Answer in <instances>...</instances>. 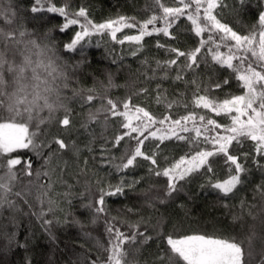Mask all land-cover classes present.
Returning <instances> with one entry per match:
<instances>
[{
  "label": "trees",
  "instance_id": "trees-1",
  "mask_svg": "<svg viewBox=\"0 0 264 264\" xmlns=\"http://www.w3.org/2000/svg\"><path fill=\"white\" fill-rule=\"evenodd\" d=\"M10 2L16 6L18 17L9 23L11 17L5 16L6 22H0V122L11 121L24 126L37 147L30 145L28 149L0 153V175L9 158L32 161L31 176L24 175L20 166L16 169L14 191L27 193L21 198L11 197L19 210L5 207L0 214V264H26V259L31 264H87L89 258L100 264L107 259L108 253L104 249L110 247L104 230L105 217L129 234L128 225L138 223L139 231L152 237L147 242H141L138 237L133 246L135 251H129L127 256L130 264H156L158 256L172 255L166 243L168 235L174 239L188 235L211 236L241 242L245 248L246 237L251 234L254 224L258 235H264L258 227V221L264 219V197L257 190V186L264 184V169L254 163L250 141L239 146L234 142L233 145L236 148L233 154L249 153V159L241 160L248 171L242 174L243 183L234 195L224 197L207 186L206 177L193 175L188 182H181L182 191L161 203L166 178L150 176L148 162L141 161L140 167L124 175L128 181L140 180L135 189L126 191L123 197L106 198V213L92 224L94 214L83 205L89 203V197L94 202L98 189L116 184L122 175L101 157H115L113 163H119L125 142L113 147L114 137L122 131L118 118L109 117L105 123L106 114L97 111L103 106L101 99L84 103L80 93L87 94L88 90L95 89L101 97L114 101L131 97L133 104L146 107L154 114L162 112L163 108L153 97L135 94L143 88L152 91L159 82L146 80L144 73L147 69L141 61L147 59L149 66L154 68L155 60L170 57L155 47V37L145 38V51L136 57L130 55L126 45H116L107 35L93 36L91 45L83 51L78 46L75 52H66L64 45L72 38L74 30H78L77 26L61 33L59 28L64 22L63 17L46 11L31 13L34 0H2L0 7L6 10ZM161 2L177 6L174 0ZM225 2L228 8L222 22L229 23L244 35L259 31L255 26L260 12L264 11V0H246L243 6L237 0ZM52 3L57 6L67 3L69 11L73 12L81 6L86 7L89 19L95 23L121 15L142 22L152 14H158L156 0H52ZM185 23L182 19L180 26ZM123 34H135V30L125 29L118 36ZM180 40L182 43L178 46L182 49L196 44L188 32L183 33ZM174 74L171 73L170 77ZM148 75H152L151 71ZM198 75L202 87L229 78L228 86L222 91H214L219 98L225 93L243 94V89L229 73L218 67L213 70L201 65ZM110 82L114 86H109ZM101 84L107 87L106 92ZM163 87L168 90L169 99L179 100V93H184L185 101L190 99L193 90L192 86L186 89L182 82H173L171 78L163 82ZM93 113L95 119L90 118ZM66 114L71 120L70 129L59 123ZM179 114H184L183 109ZM214 118L220 123H230L226 117ZM56 139H64L69 148L59 150L54 143ZM145 144L147 146L149 142ZM186 152L188 148L183 142L165 141L160 146L158 162L167 166L166 161L178 159ZM257 159L264 164V159ZM216 161V178L226 179L223 160L216 158ZM157 190L159 199H152L158 195ZM37 197L45 202V206L49 199L54 202L56 219L60 221L51 228L55 242L34 215L41 207ZM76 220L80 223H75ZM13 233H16L15 242L9 244L8 237ZM124 247L127 251L128 245ZM254 248L259 251V241H254ZM259 260L260 257L256 256L254 264H259ZM175 264L184 262L175 258Z\"/></svg>",
  "mask_w": 264,
  "mask_h": 264
},
{
  "label": "snow or ice",
  "instance_id": "snow-or-ice-1",
  "mask_svg": "<svg viewBox=\"0 0 264 264\" xmlns=\"http://www.w3.org/2000/svg\"><path fill=\"white\" fill-rule=\"evenodd\" d=\"M237 2L243 6L246 0ZM174 3L177 6H168L161 0H156L158 14H152L142 22L134 17L121 15L115 19L109 18L104 22L95 23L89 19L86 7L81 6L73 12L69 11V4L57 6L52 0H34L30 8L33 14L46 11L63 17L64 22L59 28L61 33L77 26L78 30H74V35L64 45L66 52H75L78 46L83 51L86 46L91 45L93 36L107 35L116 45L127 44L131 49L130 55L136 57L138 53L145 51V38L155 37V47L164 50L170 57L163 61L155 60L154 68L149 66L147 59L141 61L147 69L144 73L146 80L159 82L154 90L143 88L135 94L153 97L155 103L163 108L162 112L154 114L146 107L133 104L131 97L123 101H114L106 96L101 97L95 89L88 90L87 94L80 93L84 103L101 99L103 106L97 111L106 114L105 123L109 117L118 118L122 131L114 137L113 147L119 146L122 141L125 142L123 153L118 158L119 163H113L117 159L115 157H101L122 175L116 184L98 189L94 202L89 197V203L83 205L94 214L92 224L106 213V198L123 197L126 191L135 189L140 180L128 181L124 175L140 167L141 161L148 162L150 176L166 178V185L162 191L164 199H160L161 203L171 198L174 193L182 191L181 182H188L193 175L206 177L207 186L224 197L234 195L237 187L243 183L242 174L248 171L241 160L249 159L247 152L242 155L233 154L236 151L233 147L234 142L239 146L244 141H250L253 161L257 167L264 169V164L257 159H264V11L260 12L255 26L259 31L253 30L244 35L234 30L229 23L222 22L224 11L228 8L225 0H174ZM5 16L11 17V20L7 21L9 23L18 17L14 3L10 2L6 10L0 7V22H6ZM182 19L186 21L183 27L180 26ZM125 29L135 30V34L118 36ZM185 32L195 38L194 47L182 49L178 46L182 43L180 36ZM161 38H164L163 43ZM201 65H204L205 69L215 70L218 67L227 71L243 89V94L225 93L223 98L214 94L215 90L222 91L229 85L227 77L202 87L198 75ZM148 71H151V76L148 75ZM171 73H175L174 76L170 77ZM186 75L189 76L188 79L185 78ZM170 78L173 82H182L186 89L193 87L190 99L185 101L184 93H179L181 97L179 100L169 99L166 94L168 90L163 87V82ZM109 86L114 85L110 82ZM101 88L107 91L103 84ZM180 109H183L184 114H179ZM214 117H226L230 123H220ZM90 118L95 119V114H90ZM59 123L65 129H70L69 115H64ZM26 133L27 129L22 125L11 121L0 122V153L28 149L30 145L33 148L37 147ZM146 141L149 142L147 146ZM165 141L183 142L188 152L178 159L166 161L167 166H162L158 160L160 146ZM54 143L58 145L59 150L69 148L64 139H56ZM216 158L223 160L227 169L226 179H217L215 176ZM17 166H20L24 175H32L31 159L22 160L14 157L6 160L3 165L5 171L0 175V214L5 207L18 211L11 197L21 198L27 195L25 192L14 191ZM39 175L37 173V176ZM257 190L264 197V184L257 186ZM157 192L158 195L152 199H159L160 192L159 190ZM37 201L41 207L34 215L49 238L55 242L56 237L51 228L60 221L56 219L54 202L49 199L45 206L40 197H37ZM28 207L31 210L32 205L29 204ZM50 215L51 219L48 218ZM75 223L80 222L76 220ZM104 223L110 247L104 249L108 253L107 259L100 264H130L127 256L129 251H135L133 246L136 245L138 237L141 242L152 239L151 236L139 231L138 223L128 225L131 229L130 234L121 231L107 217ZM258 227L264 232V219L258 221ZM15 238L16 233L11 234L8 237L9 244L14 243ZM246 239L247 248L243 247L241 242L211 236L188 235L174 239L172 235H168L166 243L172 255L158 256L156 264H175V258H179L184 264H254L256 256L260 257L259 264H264V235H258L257 225L252 226L251 234ZM254 241H259V251L254 248ZM125 244L128 245L127 251ZM26 264H31V261L26 259ZM87 264H98V261L89 258Z\"/></svg>",
  "mask_w": 264,
  "mask_h": 264
},
{
  "label": "rangeland",
  "instance_id": "rangeland-1",
  "mask_svg": "<svg viewBox=\"0 0 264 264\" xmlns=\"http://www.w3.org/2000/svg\"><path fill=\"white\" fill-rule=\"evenodd\" d=\"M126 48H127V50H129V51L131 50V49L128 47L127 44H126ZM71 148H72V149L74 148V144H72ZM71 148H70V149H71ZM48 237H49V235H48Z\"/></svg>",
  "mask_w": 264,
  "mask_h": 264
}]
</instances>
